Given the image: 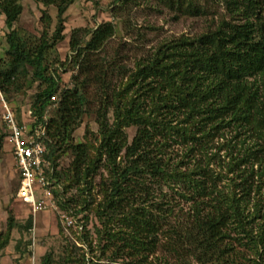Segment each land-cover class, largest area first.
Here are the masks:
<instances>
[{
  "label": "trees",
  "instance_id": "16d2710c",
  "mask_svg": "<svg viewBox=\"0 0 264 264\" xmlns=\"http://www.w3.org/2000/svg\"><path fill=\"white\" fill-rule=\"evenodd\" d=\"M36 1L56 8L57 24L50 36L44 30L32 40L14 27L23 8L20 0H0V15L7 29V47L4 58H0V93L7 103L13 102L30 74L38 80L30 105L36 124L44 122L43 111L50 97L58 94L44 136L46 176L52 186L58 184L61 174L56 171L57 158L70 151L72 180L78 185L83 179L89 185L83 190L87 198L82 199L75 214L91 209L105 226L120 224L115 231L105 228L101 234L96 230L99 242H121L109 258L125 254L145 264L160 246L179 259L191 257L199 264L228 261L230 256V261L237 264L233 258L236 253L240 256L239 252L224 241L227 230L233 229L237 233L233 240L255 255L254 264H264V221H257L264 219V192L260 191L264 176V0H214L224 5L230 20L222 18L216 27L192 37L180 35L160 41L153 50L135 58L132 68L126 67V56L119 49L111 55L105 51L106 43L116 33L111 22L94 29L75 28L69 48L70 62L77 66V73L72 75L74 86L62 89L57 77L59 67L52 63V69L46 70V58L63 39L62 15L74 0ZM111 4L115 12L134 4L163 6L190 17L208 14L200 0H111ZM42 18L48 27L49 15L43 12ZM119 48L123 50V45ZM92 86L95 92L91 94L98 102L95 111L89 98ZM92 111L100 134L93 156L90 143H73L71 137L85 113ZM176 112L183 118L172 124L167 115ZM129 126L136 127L130 143L125 133ZM231 126L237 131L234 137L241 136L235 144H240L242 153L232 158L231 170H235L238 181L233 178L228 193L217 188L201 164L180 170V165L171 167L162 158L169 136L178 137L189 153L196 143L202 149L215 134ZM156 135L164 142L159 143ZM3 138L2 133L0 147ZM101 168L108 179H101V200L94 207L92 181ZM172 183L181 184V195L192 202V214L184 223L167 226L172 209L164 208V201H155L154 196L157 188ZM53 193L54 197L60 195L55 188ZM71 200L58 199L57 204L66 209ZM248 204L253 206L250 212ZM10 210L5 231L0 232V251L12 229L26 231L32 224V215L20 225ZM163 232H167L166 240L161 243ZM64 260L73 259L68 254ZM40 264H52L51 254L43 255Z\"/></svg>",
  "mask_w": 264,
  "mask_h": 264
},
{
  "label": "rangeland",
  "instance_id": "374dc122",
  "mask_svg": "<svg viewBox=\"0 0 264 264\" xmlns=\"http://www.w3.org/2000/svg\"><path fill=\"white\" fill-rule=\"evenodd\" d=\"M20 3L23 7L22 12L14 26L19 30L20 35L35 40L41 36L44 30H47L48 36H50L57 24L56 8L53 5L45 6L36 0H20ZM200 3L208 14L202 17H190L179 15L163 6L149 7L133 4L125 7L122 11L115 12L112 10L111 0H74L62 15L63 30L61 35L63 39L47 53L46 70L50 71L51 64L55 63L59 67L57 71L59 88L74 86L72 75H76L77 66L70 62L72 52L69 48V37L75 28L94 29L101 23L111 22L115 26L116 33L106 43L105 51L111 55L113 50L119 49L122 55L126 56L124 60L126 67L132 68L135 58L148 50H153L160 41L177 38L180 35L192 37L208 28L216 27L222 18L230 20L223 4L214 0H200ZM43 12L49 15L50 25L48 27H46V20L42 18ZM3 19L4 17L0 15V58H4L7 47L5 43L7 29ZM121 45H123V50L119 48ZM29 70L32 72L31 68ZM28 79L22 92L14 96L13 102L9 103L15 115L26 125L30 123V116L27 112L30 111L33 95L39 87V81L34 79L31 74ZM89 90L91 107L95 111L98 108V102L92 96L95 86L90 87ZM53 110L54 108L48 111L47 119L53 114ZM107 117L110 122L112 120L111 110ZM182 118L181 112L167 115V119L173 121L172 124L178 123ZM95 119L96 115L93 111L85 113L71 135L73 143L91 144V156L94 155L95 147L99 145L100 141L99 125ZM135 130V126L125 128L128 143L135 135ZM236 132L232 126L224 128L208 140L202 149H200L199 143H196L192 152L189 153L188 147L180 142L178 137L169 136L165 140L166 145L163 148L162 158L169 162L171 167L180 165V170H186L193 167L194 164H201L204 171L208 173V177L216 183L217 188L228 193L232 190L233 178L236 177L238 181L235 170H231L232 163H234L232 158L240 156L242 153V150L239 151L240 144H235L237 139L241 138V136H238L240 138L237 137V139L234 137ZM2 133L4 134L0 121V134ZM155 139L159 140V143L164 142L161 136L156 135ZM72 159L70 151L61 153L57 158L56 171H59L61 176L58 184L52 186L60 193L58 197H54L57 210H47L49 216L46 214L41 224L37 226L38 228L40 226L38 229L35 228L34 214L30 207L23 205V202L15 196L18 187L17 173L11 161L10 147H8L5 138L2 139L0 147V232L5 231L6 218L10 209L17 223L22 225L28 215H32V224L31 228L26 231L19 232L15 228L12 229L7 245L0 251V264H40L46 253L51 254L52 264H138L135 257H127L125 254L118 258H109L120 247V241L114 239L112 242L109 240L105 242L106 240L103 239L99 242L96 230L98 229L101 234L105 228L115 231L120 225L119 222L105 226L96 216L95 211L91 209H85L82 213L75 214V210L81 207L82 199L87 198V192L83 190L89 185L83 179L79 181L78 185L72 180L70 167ZM117 161L121 162L122 159L117 158ZM243 168L244 166L241 164L240 169ZM199 176L197 175V177ZM101 179H108V174L103 168L95 173L92 181L91 193L96 197L94 207L101 200ZM262 179L261 193L264 192V176ZM169 185L163 184L160 189L157 188L154 198L156 197L155 201H164V208L171 207L172 212L167 216V226H176L187 221L192 214V202L181 195L183 188L180 183ZM58 199L61 201L72 200L69 207L64 209L57 204ZM248 206L247 211H252L253 206L251 204ZM257 221L260 223L264 219H257ZM164 233L167 232L160 235L161 243L166 240ZM227 233L228 236L224 239L225 243L233 246L235 252L240 254L239 256L236 253V256H233L234 261L237 264H254L255 255L246 246L233 240L237 235L236 231L229 229ZM104 245H107L106 250H103ZM65 251H70V253ZM68 254L73 259L70 262L64 260ZM231 257L228 261L218 262L215 260L207 264H234L230 261ZM145 264L199 263L191 257L179 259L175 254H170L159 246L154 254L148 256Z\"/></svg>",
  "mask_w": 264,
  "mask_h": 264
},
{
  "label": "built area",
  "instance_id": "2783aa9c",
  "mask_svg": "<svg viewBox=\"0 0 264 264\" xmlns=\"http://www.w3.org/2000/svg\"><path fill=\"white\" fill-rule=\"evenodd\" d=\"M58 100L57 94L50 97V103L43 111V123L36 124L29 111L30 123L26 125L17 119L14 110L0 93V121L4 138L10 144L18 179L15 196L28 205L33 214L50 209L57 210L53 188L45 171L48 161L45 156L44 136L46 116L48 111L57 106Z\"/></svg>",
  "mask_w": 264,
  "mask_h": 264
},
{
  "label": "crops",
  "instance_id": "0c3cea01",
  "mask_svg": "<svg viewBox=\"0 0 264 264\" xmlns=\"http://www.w3.org/2000/svg\"><path fill=\"white\" fill-rule=\"evenodd\" d=\"M27 113L29 114V111H28ZM29 116H30V115H29ZM16 117H17V116H16ZM22 118L24 119L23 116H22ZM17 119H18L19 121H21L19 117H17ZM23 119H22V120H23ZM5 140H6V138H5ZM6 142H7V140H6ZM7 144H8V147H10V144H9L8 142H7ZM11 157H12V155H11ZM11 161H12L13 166H14V161H13V159H12ZM23 205H26V204L23 203ZM47 213H48L47 210L34 213V225H35V228H38L37 226L41 224L42 219L46 217V214H47ZM47 216H49V214H47ZM38 229H40V226H39Z\"/></svg>",
  "mask_w": 264,
  "mask_h": 264
}]
</instances>
